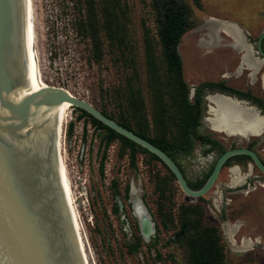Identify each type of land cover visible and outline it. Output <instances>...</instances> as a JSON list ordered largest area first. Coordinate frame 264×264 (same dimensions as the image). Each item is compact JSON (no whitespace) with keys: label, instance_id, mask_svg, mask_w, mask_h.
I'll list each match as a JSON object with an SVG mask.
<instances>
[{"label":"rangeland","instance_id":"rangeland-1","mask_svg":"<svg viewBox=\"0 0 264 264\" xmlns=\"http://www.w3.org/2000/svg\"><path fill=\"white\" fill-rule=\"evenodd\" d=\"M89 1L93 3L102 42L103 57L98 64L92 59L90 40L79 26L87 16L86 0H32L35 52L43 82L66 89L115 117L128 116L127 91L129 86L138 89L144 102L147 136L163 137L168 144L177 145L181 150L175 151L173 158L187 174H204L206 162L195 155L200 150L198 143L193 141L189 154L182 151L186 142L181 129L189 117L184 108L175 105L169 92L173 80L166 71L159 44L154 0ZM184 1L197 24L178 46L188 100L192 102L191 89L211 82L214 76L215 50L204 42L208 27H213L211 22L230 21L234 14L241 18L252 10L247 3H241L243 0L240 4L238 0H198L199 6L195 0ZM146 41L152 48L156 74L146 66ZM162 106L166 112L160 119L157 110ZM205 109L203 99L197 133L209 132V125L203 122ZM78 115L70 108L63 148L89 264H189L186 238L193 230L178 237L182 232L179 208L192 206L199 208V228H218L223 264H264V189L248 196L235 190L228 194L225 185L230 184V171L224 169L203 198L190 199L161 163L138 152L132 166L128 149L119 141L105 148V131ZM218 191L223 192L224 200L214 204ZM134 202L144 208L153 225L148 240L140 232ZM189 218L192 219L190 215ZM226 225L239 228L234 245L226 237ZM241 238L258 244L241 252Z\"/></svg>","mask_w":264,"mask_h":264},{"label":"water","instance_id":"water-1","mask_svg":"<svg viewBox=\"0 0 264 264\" xmlns=\"http://www.w3.org/2000/svg\"><path fill=\"white\" fill-rule=\"evenodd\" d=\"M214 96L230 99L207 93L205 124L208 98ZM64 103L157 157L190 199L203 198L215 185L224 163L236 155L249 157L264 175V166L254 153L234 149L218 158L200 189H191L179 166L163 150L66 89L44 87L38 79L29 0H0V264H87L57 150Z\"/></svg>","mask_w":264,"mask_h":264},{"label":"trees","instance_id":"trees-1","mask_svg":"<svg viewBox=\"0 0 264 264\" xmlns=\"http://www.w3.org/2000/svg\"><path fill=\"white\" fill-rule=\"evenodd\" d=\"M195 3L199 6L198 0H195ZM85 5L87 16L85 20L80 21L79 26L82 30V34L89 38L92 59L98 64L103 57L102 42L99 36V25L96 15L94 14L93 3L86 0ZM154 8L158 27L157 35L161 46L163 60L166 64V71L169 74V77L173 80L169 92L170 95L172 94L175 105L177 103V106L184 108V113L189 117L188 120L183 122V127L181 129L183 139L186 142V146L183 147L182 151L185 154H189L192 151L193 141H196L197 128L200 125L203 104L202 90L204 88H211L212 84L210 82H204L197 85L194 90L193 101L189 102V89L183 78L182 62L178 52L181 38L197 26L192 17V10L188 4L184 0H154ZM146 66L148 70H151L153 74H156L152 48L149 41H146ZM116 94L115 96L117 97ZM143 103L140 91L138 89L134 90L129 86L126 103L128 116L124 115L115 117L104 110H101V112L105 116L116 121L122 127L157 146L174 160L173 153L181 150L177 145L168 144L163 137L151 139L147 136V124L143 117ZM73 109L79 113V119L86 118L93 127L105 131V148L112 142L119 141L122 147L128 149L132 166L135 165V156L138 152L147 154L160 163L157 157L110 130L84 111L76 108ZM157 111L159 118L161 119L166 112V108L165 106L158 107ZM158 121L159 120L156 119L154 122L157 124ZM141 122L144 124H141ZM68 132L71 134L72 124L70 125ZM163 167L166 169L164 165ZM166 170L168 171V169ZM100 172L103 173L102 163L100 165ZM169 174L175 181L174 176L170 172ZM201 183L202 182H198L196 185L199 186ZM115 189L116 187L114 185V194L118 196L119 193ZM127 193L128 191L126 190L125 196H127ZM179 210V220L183 233H188L193 230L190 237L186 238L189 264H223V249L220 244L221 236L218 232V228L215 225H204L202 228H199L200 224L199 219L197 218L199 212L198 207H180ZM188 214L192 219L189 218Z\"/></svg>","mask_w":264,"mask_h":264},{"label":"flooded vegetation","instance_id":"flooded-vegetation-1","mask_svg":"<svg viewBox=\"0 0 264 264\" xmlns=\"http://www.w3.org/2000/svg\"><path fill=\"white\" fill-rule=\"evenodd\" d=\"M235 2L237 3V0ZM240 2L241 0H238L239 4ZM241 3H247L252 12L241 15V18L235 17L234 14L230 21L225 22L238 32L242 45L248 48V61L244 60V47L237 46L232 36L219 30L215 34L216 42L212 45L215 50L214 76L210 82L212 85L211 88L202 90L203 99L207 93L228 96L230 99L214 97L232 101L239 107L251 110L262 123L255 132L250 131L232 137H227L225 133L214 129L196 133L195 140L200 150L196 151L195 155L202 163L206 162V172L200 176L195 173L187 174L185 168L174 160L188 186L193 190L200 189L205 184L216 161L226 151L234 149L251 151L264 166V0H243ZM216 21L223 22L219 19ZM205 114L207 115L206 112ZM202 155L206 157L202 158ZM232 168H237L246 178L243 185L237 188H231L226 184L228 194L235 190L245 192L248 196L253 191L264 189V175L249 157L233 156L224 163L222 170L230 171ZM198 182H202L201 185L197 186ZM219 193L220 200L223 201L224 194Z\"/></svg>","mask_w":264,"mask_h":264},{"label":"bare ground","instance_id":"bare-ground-1","mask_svg":"<svg viewBox=\"0 0 264 264\" xmlns=\"http://www.w3.org/2000/svg\"><path fill=\"white\" fill-rule=\"evenodd\" d=\"M29 17H30V29H31V35H32V42H33V48H34V54H35V60H36V66H37V73H38V79L39 82L46 87L47 85L43 82V79L40 75V70L38 67V61H37V55L35 52V32H34V22H33V4L32 0H29ZM209 21V20H208ZM213 27H208V32L205 35V44L207 46H212L216 42L215 34L220 30L228 34L229 36H232L235 40V44L237 46H240L243 48L245 56L244 60L248 61V55L249 50L247 47L242 45L241 37L239 36L238 32L229 24L224 22H218L213 21ZM203 39V38H202ZM201 40V39H200ZM208 102L210 104V111L209 116L206 119V123L209 125L211 129H214L216 131H220L222 133H225L227 135H230V137L234 135H243L247 132H255L260 128V125L262 123V120L259 119L251 110L245 109L242 107H239L236 103L226 100V99H218L215 97H209ZM70 106L68 104L61 105V116H60V122H59V129H58V135H57V150L60 157L62 169L64 172V177L66 181L68 196L70 200L72 215L74 219L75 229L86 259L87 264V255L84 250V244L82 240V234L80 235V228L77 221V211L75 208V199L70 183L69 173L66 166V150L63 148V134H64V125L67 122L68 113L70 110ZM230 186L231 188H237L243 185L246 176L238 171L237 168H232L230 170ZM218 198H215L213 203L218 204L221 202L220 196L218 192L216 193ZM135 206V215L138 218V221L140 223L141 227V233L142 236L148 240L152 234H153V225L150 221L149 216L145 212L144 208L138 203L134 202ZM238 226H228L226 225V237L230 241L231 244L234 245L235 236L238 234ZM242 239V238H241ZM253 244H258L257 241H250L243 238L241 240V247H239L240 251H247ZM250 250V249H249Z\"/></svg>","mask_w":264,"mask_h":264}]
</instances>
